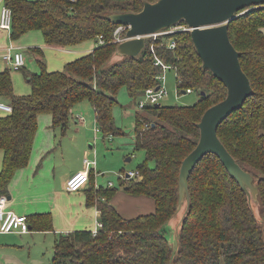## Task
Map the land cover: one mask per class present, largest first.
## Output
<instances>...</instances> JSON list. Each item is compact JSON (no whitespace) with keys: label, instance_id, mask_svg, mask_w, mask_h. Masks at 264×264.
<instances>
[{"label":"trees","instance_id":"obj_1","mask_svg":"<svg viewBox=\"0 0 264 264\" xmlns=\"http://www.w3.org/2000/svg\"><path fill=\"white\" fill-rule=\"evenodd\" d=\"M143 1L3 0L12 10L13 39L36 29L45 44L54 47L97 40L100 34L104 43L67 61L61 69L47 70L44 60L38 59L40 70L25 75L31 87L27 94L13 91L8 68L0 71V97L12 107L0 116V195L7 193L14 171L28 163L40 113H49L51 126L64 131L72 106L88 99L105 136L123 133L112 114L117 92L124 87L135 101L145 88L157 85V75L162 73L161 65L155 63L158 56L174 68L177 88L191 87L199 98L191 104H146L134 115L135 147L145 151V160L136 168L140 174L122 177V184L129 194L151 197L154 210L123 217L111 202L116 188H98L101 226L95 233L78 229L59 234L52 264H264V3L240 9L228 23L229 38L240 51L252 93L217 128L228 151L253 175L256 201L249 200L216 154L206 153L189 176V203L173 250L165 231L178 208L180 164L198 141L202 113L225 97L226 86L202 67L189 30L146 36L137 55L116 53L112 39L118 24L108 15L139 11ZM171 37L174 47L166 45ZM114 54L119 57L111 62ZM253 202L259 204V215ZM26 217L32 225L34 218L45 221L44 226L49 221L46 213Z\"/></svg>","mask_w":264,"mask_h":264},{"label":"crops","instance_id":"obj_2","mask_svg":"<svg viewBox=\"0 0 264 264\" xmlns=\"http://www.w3.org/2000/svg\"><path fill=\"white\" fill-rule=\"evenodd\" d=\"M2 5L3 0H0V7ZM17 39L10 37V30L0 27V53L6 48L11 52L21 50L25 53L22 46L24 43L18 42ZM38 43L42 46H30L37 63L38 59L44 60L46 48H55L60 52V59L65 64L91 51L97 45V40L87 39L76 45L62 47L46 46L44 40ZM51 64L49 61L47 70L61 69L59 66L50 67ZM26 65L27 57L19 71H11L9 64L0 57V71L9 69L13 91L16 94H27L31 90L25 75L33 71ZM23 75L28 84L26 86L21 85ZM82 101L85 109L80 112L82 114L74 112V107L80 101L72 106L69 126L64 131L58 126H51L52 117L49 113L43 112L38 115L28 163L17 168L9 180L8 191L5 194L6 209L26 216L46 213L49 221L44 226L45 221L34 218L36 224L32 225L29 220L27 232L0 231V264H52L53 245L59 234L78 229L92 231L97 229L99 209L96 190L113 185L112 182L111 185L108 184L110 180H106L103 172L99 170L102 169L99 153L103 148L100 142L105 145L103 139L108 136L102 133V138L99 137V130L93 128V120L96 122L94 108L90 101ZM0 102L9 104L1 97ZM8 112L0 108V116ZM82 122L85 125L78 126ZM85 157L94 160L88 167L89 180L76 191L67 190L66 180L74 172L85 168ZM2 159L3 151L0 150V169ZM92 194H95L94 198L88 200ZM111 202L123 217L152 212L155 207L151 197L129 193L122 196L118 188Z\"/></svg>","mask_w":264,"mask_h":264},{"label":"water","instance_id":"obj_3","mask_svg":"<svg viewBox=\"0 0 264 264\" xmlns=\"http://www.w3.org/2000/svg\"><path fill=\"white\" fill-rule=\"evenodd\" d=\"M258 3H264V0H145L139 11L113 12L108 15L112 23L129 26L126 31L128 38L116 45V53L119 55H137L144 47L146 35L184 21L190 28V36L201 58L202 67L209 69L226 86L225 97L202 113L197 122L198 141L181 161L178 208L184 200L188 205L189 176L197 162L208 152L219 157L247 193L249 200L257 198L258 186L253 175L228 151L217 134V128L252 93L249 77L241 67L240 51L229 38L228 23L238 15L240 9ZM158 87L156 85V89ZM154 105L159 106L160 102ZM126 177H129L128 173Z\"/></svg>","mask_w":264,"mask_h":264},{"label":"rangeland","instance_id":"obj_4","mask_svg":"<svg viewBox=\"0 0 264 264\" xmlns=\"http://www.w3.org/2000/svg\"><path fill=\"white\" fill-rule=\"evenodd\" d=\"M255 6L256 5L251 7H255ZM40 40L43 41L44 39L42 40L41 31L36 29L30 30L25 34H22L17 39L18 42L24 43L22 45L24 46L23 49H25L26 51L25 53L23 51L25 58L24 60H26L27 57L26 66L29 67L30 71L33 72H38L40 70V66L36 62L34 55L32 54L33 52L30 50L32 49L30 46L33 45L42 46V44L40 45L38 43ZM45 45L49 47H53L48 44ZM60 56H61L60 52H58L57 49L46 48L44 50V62L46 67H48L50 61V63H52L50 67L59 66V68H62L64 63H62L63 61H61ZM118 57L119 55L114 54L110 61L112 62L118 59ZM10 70L15 71L18 69H12L10 67ZM162 82L165 84L168 91L167 94L162 99H160V102L162 104L163 103L191 104L199 98V94L196 91L182 92L177 88L176 73L174 68L172 67H168L165 69L164 79ZM21 85L22 86L28 85L24 78V75L22 76ZM116 98H117V103H115L112 107V114L116 124L121 129H123V133H119L115 135H107L108 138L104 137L105 139H103L105 145H103L102 142H100L101 143L100 145L103 148L100 150L99 153V157L101 159L100 167L102 166L101 167L102 169L99 170L103 172V175L106 178V180H110L113 184L112 186L115 187L116 189L118 188V190L121 191V195L124 196V195H128V193H126L123 188V184H122V179H124L122 178L123 175L125 174V172L129 170L132 169L135 170L138 164L145 160V151L143 149L136 148L134 141V115L136 111L142 112L143 109L139 108V106L137 105L139 99L133 101L129 97L124 87H121L118 90ZM82 100L89 101L88 99H82ZM82 100L79 103H77V105L74 107V112H78L79 114H82L80 112H82V110L85 109ZM80 117L82 116L80 115ZM84 125H85L84 122L78 124V126L80 127ZM96 125H97L96 122L94 123L93 120V126H94L93 128H95ZM98 132H99V137L102 138L103 135L102 131L99 129ZM128 156H131L130 159H128ZM149 164L152 165L153 164L152 161H149ZM252 205L256 214L259 215L260 214L259 204L253 202ZM187 206L188 205L184 200L181 206L177 208L175 215H173L168 220L166 225L167 229L165 231V234L173 250L174 248H176L177 245L176 234L179 229L178 227L180 221L187 210Z\"/></svg>","mask_w":264,"mask_h":264},{"label":"built area","instance_id":"obj_5","mask_svg":"<svg viewBox=\"0 0 264 264\" xmlns=\"http://www.w3.org/2000/svg\"><path fill=\"white\" fill-rule=\"evenodd\" d=\"M11 22H12V10L7 5H2L0 8V27L10 30L11 28ZM128 25L125 24H118L115 29L113 30V39L112 42L118 44L121 41L127 39L126 31L128 29ZM179 30H190V28L187 26L186 23L178 22L168 28H164L158 32H155L153 34H149L146 36H153L169 32H175ZM145 36V37H146ZM104 43V38L100 34L97 37V44ZM166 45L168 47H174L175 46V40L174 38H169L166 41ZM0 57L7 62L12 69H19L23 63H24V54L21 50H16L14 52H11L8 48L4 49L0 53ZM155 63L161 65L162 67V73L158 74L157 77L159 79V87L156 89L155 86H149L145 88L143 94L140 96L137 105L139 108H143L146 104H155L156 102H160V99H162L167 94V88L165 84L162 82L164 79V71L166 68L171 67L169 64H166L163 62L161 58L158 56H155ZM194 91L193 88L187 87L185 88V92H192ZM0 108L5 109L6 111H11L12 107L10 104L0 102ZM96 130H99L98 125L95 127ZM111 135V134H109ZM94 162V160H91L89 158H84V164L85 168L79 171L74 172L71 174L68 179L66 180V189L70 191H76L80 189L88 180H89V166ZM126 173H128V176H138L140 173L138 169L135 170H129L125 172L123 177H126ZM109 185H111V181L108 182ZM6 195L1 194L0 195V231L1 232H27L29 231V223L27 221V217L24 214H17L12 210L6 209ZM98 227L101 226V221H97ZM97 227V229H98ZM97 229L93 230V233L97 231Z\"/></svg>","mask_w":264,"mask_h":264}]
</instances>
